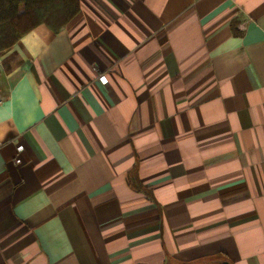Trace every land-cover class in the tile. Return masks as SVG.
<instances>
[{"label": "crops", "instance_id": "obj_1", "mask_svg": "<svg viewBox=\"0 0 264 264\" xmlns=\"http://www.w3.org/2000/svg\"><path fill=\"white\" fill-rule=\"evenodd\" d=\"M0 51V264H264V0H79Z\"/></svg>", "mask_w": 264, "mask_h": 264}, {"label": "trees", "instance_id": "obj_2", "mask_svg": "<svg viewBox=\"0 0 264 264\" xmlns=\"http://www.w3.org/2000/svg\"><path fill=\"white\" fill-rule=\"evenodd\" d=\"M79 10V0H0V51L40 24L58 33Z\"/></svg>", "mask_w": 264, "mask_h": 264}, {"label": "water", "instance_id": "obj_3", "mask_svg": "<svg viewBox=\"0 0 264 264\" xmlns=\"http://www.w3.org/2000/svg\"><path fill=\"white\" fill-rule=\"evenodd\" d=\"M223 264H228L227 262H224Z\"/></svg>", "mask_w": 264, "mask_h": 264}]
</instances>
